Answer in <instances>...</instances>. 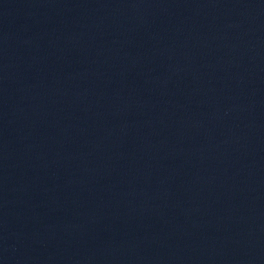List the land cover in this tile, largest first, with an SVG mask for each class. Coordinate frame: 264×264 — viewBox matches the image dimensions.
Listing matches in <instances>:
<instances>
[{
    "label": "water",
    "instance_id": "95a60500",
    "mask_svg": "<svg viewBox=\"0 0 264 264\" xmlns=\"http://www.w3.org/2000/svg\"><path fill=\"white\" fill-rule=\"evenodd\" d=\"M0 264H264V0H0Z\"/></svg>",
    "mask_w": 264,
    "mask_h": 264
}]
</instances>
